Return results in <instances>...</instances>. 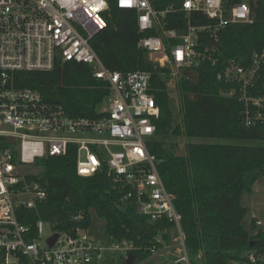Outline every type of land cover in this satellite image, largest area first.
I'll list each match as a JSON object with an SVG mask.
<instances>
[{"label":"built area","instance_id":"built-area-1","mask_svg":"<svg viewBox=\"0 0 264 264\" xmlns=\"http://www.w3.org/2000/svg\"><path fill=\"white\" fill-rule=\"evenodd\" d=\"M113 2L135 14L142 35L137 47L149 62L169 70L171 86L177 88L185 71L217 68L216 80L227 85L219 94L241 105V126L264 127V93L255 88L264 50L243 60L223 59L219 49L227 24L253 23L246 0L229 7L224 0H166L164 7H158L162 0ZM107 9L106 0H0V264H99L105 248L85 230H77L76 237L58 234L50 247L52 231L41 243L44 225L51 228L39 217L47 191L33 178L37 172L28 169L35 168L38 159L65 156L70 146L75 147L78 176L103 170L121 207L132 205L150 222L172 225L175 246L157 240L161 246L149 248L152 257L173 255L168 264H192L175 196L158 171L161 160L149 148L160 117L150 74L110 71L91 47L90 41L105 27ZM174 15H181V31L167 27V17ZM67 62L87 65L92 76L107 85L98 117H71L39 91L15 83L18 72H51ZM115 243L123 259L136 249L131 242ZM263 261L248 253L245 261L228 264Z\"/></svg>","mask_w":264,"mask_h":264},{"label":"trees","instance_id":"trees-1","mask_svg":"<svg viewBox=\"0 0 264 264\" xmlns=\"http://www.w3.org/2000/svg\"><path fill=\"white\" fill-rule=\"evenodd\" d=\"M224 1L229 7L242 0ZM246 1L253 23L225 26L219 39L223 59L248 60L251 53L264 50V0ZM106 2L105 27L90 44L108 70L150 74L151 93L160 117L149 148L161 160L158 171L166 189L175 196L189 261L228 264L245 261L248 253L264 258V229L250 235L243 228L246 209L240 202L242 195L250 194L254 183L264 177V127L241 126V105L219 94L227 85L216 80L218 69L210 66L185 71L180 78L176 86L180 98L178 122L169 92V70L149 62L146 52L137 47L142 35L138 33L135 14L118 9L113 0ZM165 4L166 0H162L158 7ZM167 21L168 28L181 31V15L169 16ZM177 21V25L172 23ZM15 83L39 91L71 117H98L96 108L108 93L107 85L96 80L87 65L75 62L58 64L51 72H18ZM255 88L264 93V66ZM168 136L186 141L183 157L178 156V150L166 146L164 139ZM192 139L218 142L196 144L189 141ZM75 159V147L70 146L65 156L46 157L34 163L37 174L33 178L47 191L39 217L50 223L53 232L76 237L77 230H89L96 217L104 221L109 240L133 243L136 249L129 252L135 258L133 264L150 258L149 248L161 246L157 240L170 242V223L150 222L132 205L121 207L120 196L105 172L80 177ZM32 219L31 224L36 217ZM123 262L121 258L119 264Z\"/></svg>","mask_w":264,"mask_h":264},{"label":"rangeland","instance_id":"rangeland-1","mask_svg":"<svg viewBox=\"0 0 264 264\" xmlns=\"http://www.w3.org/2000/svg\"><path fill=\"white\" fill-rule=\"evenodd\" d=\"M244 1V0H243ZM170 95L173 99V103L175 106V112L177 114V121H180V115H179V95L178 91L175 87H171L169 89ZM103 109V104H100L97 106L96 111L100 112ZM166 146L170 147L172 150H178V153L180 151H184L183 145L185 144V140L183 138H174V137H166L164 139ZM191 143L196 144H205L210 143L214 144L217 143L218 140L213 139H192L189 140ZM221 143H227L232 144L233 141H223ZM185 155V153H184ZM32 173H36L37 169L31 167L28 169ZM241 205L246 209V215L244 219L242 220V226L245 230L249 232L250 235H255L258 231L264 229V177L258 179L253 187L252 192L250 194L244 193L241 197ZM93 223L89 230H87V234L90 238L96 240L97 242L101 243L103 247L105 248L101 252V259L99 261V264H119L121 261V258H123V253L115 248V242H112L109 240L105 234L104 231V221L97 219L94 217ZM260 223V225H258ZM52 235V230L49 227V225H44L41 238H42V245L46 243V240ZM176 234L172 230L170 231V242L168 244L164 243L166 246L174 247ZM174 250V249H173ZM174 259L173 255H168V258L160 257V256H151L144 262L140 264H168V262H171Z\"/></svg>","mask_w":264,"mask_h":264},{"label":"water","instance_id":"water-1","mask_svg":"<svg viewBox=\"0 0 264 264\" xmlns=\"http://www.w3.org/2000/svg\"><path fill=\"white\" fill-rule=\"evenodd\" d=\"M12 140H10L9 142H11ZM179 157H183L184 156V151H180L178 154ZM58 238V234H54L49 240H48V245L51 247L54 242L56 241V239ZM135 261L134 256L132 255H128V257L126 259H124L123 264H133Z\"/></svg>","mask_w":264,"mask_h":264}]
</instances>
